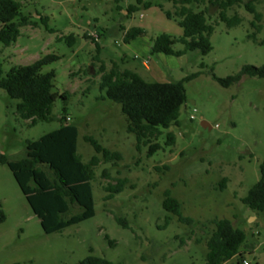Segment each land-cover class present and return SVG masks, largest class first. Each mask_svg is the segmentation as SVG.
Returning <instances> with one entry per match:
<instances>
[{
  "label": "rangeland",
  "instance_id": "rangeland-1",
  "mask_svg": "<svg viewBox=\"0 0 264 264\" xmlns=\"http://www.w3.org/2000/svg\"><path fill=\"white\" fill-rule=\"evenodd\" d=\"M18 1L23 13L38 25L21 27L10 46L0 42L4 74L13 66L31 64L50 54L60 56L43 69L56 73L55 90L68 95L66 101L56 100L53 114L61 117L67 107V122L79 127L78 151L85 162L97 154L86 136L118 151L122 158L96 168L95 216L51 234L44 232L10 168L0 164V215L5 216L0 219V264H80L90 255L115 264H206L207 240L215 218L231 219L242 229L246 241L240 251L245 260L264 264V212L256 213L242 201L260 179L264 161V78L244 76L225 87L213 76L234 75L246 64L264 65V45L250 38L264 36V0L255 1L262 15L257 22L261 32L253 26L254 15L245 6L249 0L228 10L229 16L242 19L235 26L220 19L221 9L212 0L192 4L196 11L209 9V23L215 27L213 50L207 55L193 51L180 57L151 54L150 49L145 54L138 50V43L124 42L125 32L132 27L144 28L150 41L162 33L183 36L175 0H141V4L138 0ZM148 2L150 7L145 6ZM132 4L139 6L133 13L128 11ZM166 11L174 17H167ZM70 35L75 37L72 45ZM86 35H98V44ZM174 49L182 50L184 45L176 43ZM115 62L121 69L139 67L151 82L178 81L197 74L185 84L187 99L179 125L164 129L158 140L162 148L153 155L149 144L138 149L121 105L109 100L100 88L101 66L110 70ZM19 102L0 88V155L7 154L11 160L26 156L27 140H37L61 125L55 120L32 126L20 117ZM203 121L212 128H205ZM171 131L177 137L173 145L166 143ZM106 169L109 177L104 175ZM118 179H127L126 187L107 200L105 188ZM167 191L180 201L183 214L193 218L194 224L182 223L164 209ZM78 211L73 206L72 213ZM116 217L123 218L128 228ZM239 258L224 264H238Z\"/></svg>",
  "mask_w": 264,
  "mask_h": 264
},
{
  "label": "trees",
  "instance_id": "trees-1",
  "mask_svg": "<svg viewBox=\"0 0 264 264\" xmlns=\"http://www.w3.org/2000/svg\"><path fill=\"white\" fill-rule=\"evenodd\" d=\"M204 1L175 0L177 8L175 15L180 18L179 25L183 28V36L174 37L168 33L158 35L151 40L150 53L176 57L193 51H199L203 55L209 54L213 50L211 35L215 29L214 25L209 23V9L196 11L191 6ZM255 1L249 0L245 2V6L254 15L253 26L261 32L262 26L257 22L261 21L262 15L257 10ZM211 2L221 9L219 17L229 26L242 23L239 16H229L228 10L243 3L244 0ZM138 3L141 4L142 1L138 0ZM145 6L150 7L151 3L148 2ZM138 9V5L132 4L128 7L131 13ZM166 15L169 18L174 17L171 11H166ZM0 24V42L7 46L17 41L21 27L38 25L31 22L30 17L23 13L22 3L18 0H0ZM146 33L144 28L132 27L125 32L124 42L131 43ZM86 38H92L98 44L95 38L88 35ZM250 38L264 45V36L259 40L256 34H253ZM68 39L71 45L75 41L74 35H70ZM176 43L183 44L184 49H174ZM58 59L60 56L50 54L31 64L13 66L5 74L0 64V88L11 98L20 100L17 111L22 119L30 121L32 126L42 121L58 120L61 123L57 129L39 139L27 140L25 157L11 160L7 154L0 155V164L10 168L47 234L60 232L95 216L93 181L97 178L96 168L101 163L120 161L122 158L118 151H112L94 137L86 136L85 139L93 145L97 154H102V157L96 154L85 162L78 151L79 127L76 123L67 122V107L64 106L61 117L53 114L56 100L62 97L66 101L68 95L66 92L59 93L55 90L56 73L44 72L43 69ZM196 76L197 74H192L172 82H151L133 69H121L115 62L110 70H107L104 64L101 66L100 88L106 91L109 100L121 105L122 112L128 119V131L137 137L138 149L143 143L149 144V154L153 155L162 148L158 140L164 129L179 125L180 112L187 99L185 84ZM213 76L221 85L229 87L244 76L264 78V65L246 64L234 75L225 78L215 74ZM167 138V144L176 143L177 137L174 132H169ZM260 174V179L242 199L243 203L256 213L264 212V161L260 165ZM104 175L109 177L107 169ZM226 182L227 178L223 179L222 188L226 187ZM127 183V179H118L117 183L109 184L105 188L109 193L106 199H112L121 193ZM73 206L79 207L80 211L72 213ZM163 207L177 216L180 222L195 223L193 218L183 214L182 204L178 199L171 197L170 191L166 192ZM4 218V214L1 213L0 219ZM116 219L128 228L123 218ZM212 223L214 230L207 240L206 264H224L237 256H240L238 264H244L246 260L240 250L246 241V233L228 218H215ZM106 238L109 239V236L106 235ZM80 264L115 263L105 257L90 255Z\"/></svg>",
  "mask_w": 264,
  "mask_h": 264
},
{
  "label": "crops",
  "instance_id": "crops-1",
  "mask_svg": "<svg viewBox=\"0 0 264 264\" xmlns=\"http://www.w3.org/2000/svg\"><path fill=\"white\" fill-rule=\"evenodd\" d=\"M144 39V40H143ZM147 38H145V36H142V37H139V38H137V39H135L134 41H132L131 43H129L130 45H132V44H135V43H138V45H139V51L140 52H142V53H145V54H147L148 53V51H149V49H150V45H151V41L150 40H146ZM149 45V46H148ZM142 65H143V67L145 68V69H149L148 68V64H146V61H144L143 63H142ZM138 67V66H137ZM139 68V67H138ZM133 69V70H135V71H137L138 73H140L138 70L139 69Z\"/></svg>",
  "mask_w": 264,
  "mask_h": 264
},
{
  "label": "built area",
  "instance_id": "built-area-1",
  "mask_svg": "<svg viewBox=\"0 0 264 264\" xmlns=\"http://www.w3.org/2000/svg\"><path fill=\"white\" fill-rule=\"evenodd\" d=\"M141 17H143V14L141 15ZM93 37H94L97 41L99 40V36H98V35H94ZM146 64H148V62H146ZM194 111H196V109H195ZM194 118H195V115L192 114V115H191V119H194ZM244 264H249V262L245 261Z\"/></svg>",
  "mask_w": 264,
  "mask_h": 264
},
{
  "label": "water",
  "instance_id": "water-1",
  "mask_svg": "<svg viewBox=\"0 0 264 264\" xmlns=\"http://www.w3.org/2000/svg\"><path fill=\"white\" fill-rule=\"evenodd\" d=\"M203 126H204L205 128H209V129L212 128V126H211L207 121H203Z\"/></svg>",
  "mask_w": 264,
  "mask_h": 264
}]
</instances>
